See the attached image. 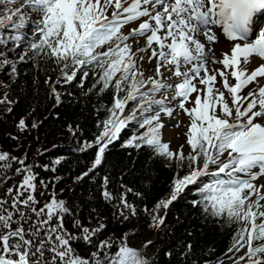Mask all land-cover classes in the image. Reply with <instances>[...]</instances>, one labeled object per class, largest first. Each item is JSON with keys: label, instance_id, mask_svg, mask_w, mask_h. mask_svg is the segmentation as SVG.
Wrapping results in <instances>:
<instances>
[{"label": "snow or ice", "instance_id": "6c2138e0", "mask_svg": "<svg viewBox=\"0 0 264 264\" xmlns=\"http://www.w3.org/2000/svg\"><path fill=\"white\" fill-rule=\"evenodd\" d=\"M19 3L15 10L0 12V87L11 86L3 83L4 74L15 83L19 63L31 62L44 72L54 70L47 66L55 65L57 79L51 81L49 76L44 81H51L53 107L61 105L64 95L58 85L75 83L83 90L91 78L93 83L82 95H95L97 115L106 113L97 122L101 130L95 140L74 149H95L91 167L76 182L95 173L109 146L131 130L122 148L146 149L150 159L164 158L166 167H175L171 195L140 209L129 202L127 194L142 198L143 193L121 183L124 191L117 197L109 188L110 178L104 176L99 197L112 208V220L122 225L143 212L150 218L148 226L159 229L173 203L187 200L191 192L198 198L187 202L200 209L204 222L211 217L232 229L227 252L245 250L233 264H264V183H258L264 179V24L254 19L264 14V0ZM131 23L137 26L124 34L122 29ZM221 37L230 50L221 49L217 56L208 45L220 43ZM138 38L144 39L143 46ZM133 40L138 45L135 51L129 42ZM256 59L260 63L251 68ZM106 93H111L110 104L103 101ZM186 103L194 106L189 109ZM177 110L190 117L185 133L187 155L183 145L173 152L162 142L161 130L166 127L162 118L173 117ZM16 127L24 132L29 126L21 118ZM69 130L73 131L71 126ZM14 152L0 149V264H150L127 242L135 232L105 235L109 217L96 208L87 217L96 226L89 227L81 219L84 204L63 198L64 189L57 193L62 177L41 175L56 173L62 158L51 164L35 158L29 163L27 151L20 156ZM43 154L38 150L36 156ZM95 199L90 194L84 203ZM152 243L146 241L144 247ZM164 254L169 261L176 257L178 264H197L191 259V241L178 242L175 252Z\"/></svg>", "mask_w": 264, "mask_h": 264}, {"label": "trees", "instance_id": "16d2710c", "mask_svg": "<svg viewBox=\"0 0 264 264\" xmlns=\"http://www.w3.org/2000/svg\"><path fill=\"white\" fill-rule=\"evenodd\" d=\"M18 7H20L19 0H13L12 3H8V0H0V12L5 9L15 10ZM122 31L126 34L125 28ZM47 67L54 70L44 72L40 67H33L31 62L19 63L15 83H12L4 74L3 83L11 86L7 90L0 87V101H2L0 102V149L7 151L15 149L14 154L17 156L27 151L29 163L35 158L42 164H51L55 159L62 158L61 164L56 166L58 169L56 173L41 172V175L45 178L56 175L62 177L56 187L57 193L60 189H64L63 198L84 204L81 219L89 227L96 226V221L89 224L87 220L88 216L93 215L90 209L96 208L102 216L109 217L105 235L115 232L119 236L125 232H135L136 234L131 235L127 242L131 247L139 249L150 264H178L176 257L169 261L164 253L168 250L175 252L178 242L188 241L194 245V255L191 259H195L197 264H219L220 261L223 264H233L232 260L243 254L245 250L242 249L240 253L227 252L232 243V229L222 226V222L215 218L209 217L207 222H204L200 209L192 208L187 202V200L198 198L191 192L188 193L187 200L181 198L173 203L165 225L159 229L148 226L150 218L143 212L139 217H134L122 225L112 220V208L105 205L99 197V186L104 176L110 178L109 188L117 197L124 191L120 187L121 183L135 192L143 193L142 198L132 193L127 194L129 202L140 209H143L145 205L150 208L160 198L166 199L171 195L170 184L176 171L175 167H166L164 158L150 159L151 154L146 149L122 148L121 144L129 137L131 130L123 132L121 139L109 146L102 165L95 173L76 182V177L91 167L95 158V149H89L86 152L74 149H79L85 142L95 140L101 130L97 127V122L103 120L106 113L101 111L97 115L95 107L98 102L95 95H82V91H86L93 83L91 78L85 82L83 90L75 83L58 85L57 90L64 95H62L61 105L53 107L55 99L49 95L51 81L57 79L59 70L55 65ZM49 76L51 81L45 84L44 81ZM67 92L73 95L69 97ZM103 101L110 104L111 93H106ZM21 118H24L29 126L27 131L22 132L16 127ZM33 122L38 124L37 128H31ZM69 126L76 132L75 136L73 131L69 130ZM12 136L18 139L14 140ZM45 149L47 151H44ZM38 150L44 153L40 157L36 156ZM170 150L177 152L171 147ZM189 151L190 148L184 154L187 155ZM183 174L182 171L181 175ZM90 194L96 197L95 201L84 203ZM113 203H118V200H114ZM163 214L164 210L161 209L160 215ZM177 217L180 222H177ZM189 231L193 233L191 237L187 236ZM149 240L153 243L145 248L144 244Z\"/></svg>", "mask_w": 264, "mask_h": 264}, {"label": "rangeland", "instance_id": "374dc122", "mask_svg": "<svg viewBox=\"0 0 264 264\" xmlns=\"http://www.w3.org/2000/svg\"><path fill=\"white\" fill-rule=\"evenodd\" d=\"M128 2H130V0H128ZM136 26H137L136 23H131V24L125 26L124 28L126 29V34H128V32L131 28L136 27ZM138 39H140L142 41V38H138ZM141 41H140L139 46H143ZM129 42L133 44V51H135L136 47L138 45L135 43L134 40L129 41ZM228 47H229L228 49H230L229 45H228ZM148 55H150V51H149ZM152 64L154 66L155 61H153ZM219 66L222 67L221 65H219ZM144 67L145 68L149 67L147 62H145ZM209 67H212V65H209ZM225 94L227 95L226 91H225ZM191 99L194 101L195 94H192ZM193 106H194L193 103H186V107L189 109H191ZM162 123L166 125V127H164L161 130L162 142L168 143L170 145V147L176 151H178L180 149L181 145H183L184 146L183 152L186 153L189 150V146L187 145V142H186L187 137L185 136V133L187 132V127L190 124V117L188 115H186L183 112V110H177L174 112L173 117L165 116L162 119ZM178 123H179V126H177ZM258 183H264V179L258 181ZM241 255H243V254H241ZM238 256H237V258H238ZM234 260H232V262Z\"/></svg>", "mask_w": 264, "mask_h": 264}, {"label": "bare ground", "instance_id": "6f19581e", "mask_svg": "<svg viewBox=\"0 0 264 264\" xmlns=\"http://www.w3.org/2000/svg\"><path fill=\"white\" fill-rule=\"evenodd\" d=\"M130 2H131V0H130ZM255 19V22L256 23H258V24H263V15H258L257 17H255L254 18ZM137 25V24H136ZM201 39L202 40H204V38L203 37H201ZM140 40V39H139ZM141 41V40H140ZM142 44H144V39L142 38ZM228 43L227 42H225V40H224V38L223 37H221V41H220V43H217V44H215L214 46L213 45H211V44H209L208 45V47L209 48H212V47H214V49H215V53H216V55L217 56H219L220 55V53H221V49H223V51H225V52H227V51H229L230 49H228L229 47H228ZM210 55V60H209V65H212L211 64V53L209 54ZM260 63V61H259V59H256V60H254V62L250 65V67L251 68H255L258 64ZM213 66V65H212ZM215 67H220L219 65H216ZM182 70H184V69H182ZM233 83L235 82V81H232Z\"/></svg>", "mask_w": 264, "mask_h": 264}]
</instances>
